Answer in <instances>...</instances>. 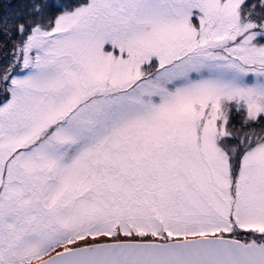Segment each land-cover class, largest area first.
Listing matches in <instances>:
<instances>
[{"label": "snow or ice", "instance_id": "1", "mask_svg": "<svg viewBox=\"0 0 264 264\" xmlns=\"http://www.w3.org/2000/svg\"><path fill=\"white\" fill-rule=\"evenodd\" d=\"M0 264H264V0H0Z\"/></svg>", "mask_w": 264, "mask_h": 264}]
</instances>
